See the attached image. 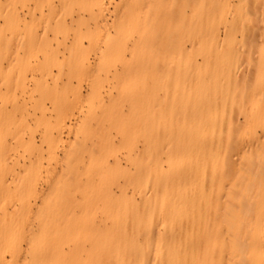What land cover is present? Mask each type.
<instances>
[{
	"label": "bare ground",
	"instance_id": "bare-ground-1",
	"mask_svg": "<svg viewBox=\"0 0 264 264\" xmlns=\"http://www.w3.org/2000/svg\"><path fill=\"white\" fill-rule=\"evenodd\" d=\"M14 1L0 7V50L9 52L11 77L22 89L21 68L32 67L37 88L21 89L19 97L38 106L47 99L54 113L38 120L45 157L41 147L24 173H16L11 157L18 152L2 132L23 152L30 142L21 133L32 129L12 133L23 123L3 105L18 111L25 103L8 82L0 96V264H264V113L246 117L242 127L211 124L213 113L174 125L171 110L148 107L145 82L163 83L157 67L164 66L142 64L141 46L124 42L139 29L131 15L141 0H120L113 34L106 26L114 0H70L89 14L87 21L72 19L83 26L87 45L69 49L57 40L64 27L57 20L51 39L49 30L37 33L25 24L21 32ZM211 7L203 4L209 35L217 19ZM47 14H41L45 25L55 18L53 10ZM168 23V15L160 16L156 32L171 30ZM159 54L156 48L149 60H162ZM30 55L38 57L34 65L23 61ZM51 65L58 69L52 82L61 83L55 88L47 85ZM169 85L151 88L149 98L159 90L168 95ZM65 132L68 142L58 155L55 140ZM165 144L163 169L155 153ZM42 177L46 186L38 189Z\"/></svg>",
	"mask_w": 264,
	"mask_h": 264
},
{
	"label": "rangeland",
	"instance_id": "rangeland-1",
	"mask_svg": "<svg viewBox=\"0 0 264 264\" xmlns=\"http://www.w3.org/2000/svg\"><path fill=\"white\" fill-rule=\"evenodd\" d=\"M3 2L4 0H0V7ZM204 3L210 4L213 13L217 15L210 35L205 30L202 16ZM12 7L23 20L21 27L24 24L27 25L26 30L30 26H33L37 33L49 30V39H51L57 20L64 26L57 37L59 43L65 42L68 49L73 48L78 42L83 47L87 45V40L80 37L83 26L72 22V19L79 16L87 21L89 11L79 9L70 3V0H15ZM121 7L120 0H114L108 6L110 15L106 27H109V34H113L118 26L117 20L122 12ZM50 10L55 12V18L48 20L45 25L41 20V14L47 16ZM4 11L5 9L2 8L0 13L3 14ZM164 14L169 16L168 27L172 29L157 33L155 22ZM31 16L34 20H31ZM131 17H137L139 29L128 36L124 42L128 46L136 43L141 46L140 62L142 64L152 62L165 67H157V71L162 74L163 83L151 82L150 78L145 82L146 87L143 91L147 94L145 101L148 107L155 111L171 110L175 115L174 125L192 122L197 116L213 113L217 117L209 119L211 124H217V126L232 124L242 127L246 117H258L264 113V0H141ZM2 22L3 19L0 17V24ZM88 22L90 26H93L90 21ZM25 29L22 27L21 32ZM98 40H100L99 45L104 49L107 44L106 33ZM58 42L52 41L51 46L55 48ZM156 48L159 49V57L162 60L158 58L155 60L152 56L149 60V56ZM8 54L9 52L0 50V96L7 94L8 82L12 86V92L19 97L22 84L16 82L15 75L11 77ZM67 57L68 52L63 57L59 55V61L63 58L66 60ZM206 57L210 60L207 61ZM128 58L129 56L126 57ZM89 59L93 62V55H90ZM24 60L35 64L38 57L30 55ZM116 64L113 66L119 68ZM30 68L32 67L21 68L22 75L26 78L22 91L26 94H31L33 89L37 88L32 80L31 72L33 71ZM49 72L50 75L46 77L48 87L60 86L61 83L56 85L51 80V76L58 73L57 67L51 65ZM34 73L37 74L36 71ZM176 78L180 83L172 85V81ZM166 81L170 82L168 95L163 90H159L156 96L149 98L150 89L163 88ZM73 85H75L74 82ZM82 90L85 91V88L83 87ZM19 100L25 103L21 110L13 111L10 104L3 105V110L13 112L14 118L23 123L11 130L12 133L23 128L32 129V131L21 133L24 141L30 142V148L22 152L20 147H15L11 133L8 134L4 130L2 134L5 143L13 146L18 152V155L11 157L18 161L15 172L23 174V165L29 166L41 147L43 156L45 155L46 145L42 143L38 120H41V116L50 119L54 112L53 104L47 99H43L40 106L33 102L28 103L26 97H19ZM182 134L181 132L177 137H173L172 141L176 142L183 136ZM68 136L65 132L61 140H55L58 145V155L62 145L66 146ZM140 146L137 145L136 149H140ZM167 146L166 144L160 146L155 153L163 169H166ZM121 160V166L124 167V161ZM12 161L8 160L7 163L11 165ZM43 165L45 166L46 163L43 162ZM26 173L28 174V170ZM36 186L38 189L44 188L45 177L39 178ZM162 186H164V178L158 184V188ZM98 219L99 215L96 220ZM154 230H156L155 227Z\"/></svg>",
	"mask_w": 264,
	"mask_h": 264
}]
</instances>
